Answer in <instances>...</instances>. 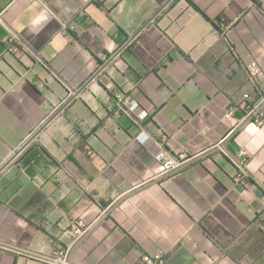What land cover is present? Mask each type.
<instances>
[{
  "label": "crops",
  "instance_id": "1",
  "mask_svg": "<svg viewBox=\"0 0 264 264\" xmlns=\"http://www.w3.org/2000/svg\"><path fill=\"white\" fill-rule=\"evenodd\" d=\"M253 62L264 0H0V264H264V107L223 119Z\"/></svg>",
  "mask_w": 264,
  "mask_h": 264
},
{
  "label": "built area",
  "instance_id": "2",
  "mask_svg": "<svg viewBox=\"0 0 264 264\" xmlns=\"http://www.w3.org/2000/svg\"><path fill=\"white\" fill-rule=\"evenodd\" d=\"M248 74L251 78L258 81L259 94L261 97L257 101L248 95L244 94L242 96V101L234 106H228L223 114V119L225 121H232L236 127L240 126L242 122L248 121L250 123L259 124L263 117V107H264V72L259 68L257 63H251L247 68ZM113 84L110 83L106 87L108 90H112ZM113 97V96H112ZM113 101L117 107V114H122L133 120L140 128L138 135L135 140L141 144H144L150 137L141 127V124L148 117L146 111H141L137 115L132 114L131 110L137 107V101L133 100L128 96H114ZM239 114L238 118L236 115ZM144 136V138H142ZM153 160L157 165L155 174L152 179H157L161 176L174 173L177 171L183 163L182 158H176L168 155L165 152H159L154 155ZM247 163V152L242 151L239 155V165L241 167L245 166ZM87 226L84 222L78 221L74 223L71 228V234L75 238L82 237L86 232ZM163 251H158L152 258L148 259V264H165L166 258ZM51 264H73L68 258V249H58L52 253L49 258Z\"/></svg>",
  "mask_w": 264,
  "mask_h": 264
},
{
  "label": "trees",
  "instance_id": "3",
  "mask_svg": "<svg viewBox=\"0 0 264 264\" xmlns=\"http://www.w3.org/2000/svg\"><path fill=\"white\" fill-rule=\"evenodd\" d=\"M197 11H199V10L197 9ZM199 13H201V14L203 15L202 12L199 11ZM217 30H218V29H217ZM245 72H246L248 78H249V79H250V80L256 85V87H255V88H256L255 95H254L253 97H252L251 95H250V96L254 99V101H257L258 98L261 97L260 94H259V85L256 84L257 82L255 83V81H256L255 79H253V78L250 77V75L248 74V71H247L246 68H245ZM248 95H249V94H248ZM234 105H236V103H231V104H229L228 106H234Z\"/></svg>",
  "mask_w": 264,
  "mask_h": 264
},
{
  "label": "water",
  "instance_id": "4",
  "mask_svg": "<svg viewBox=\"0 0 264 264\" xmlns=\"http://www.w3.org/2000/svg\"><path fill=\"white\" fill-rule=\"evenodd\" d=\"M37 134H35V135H33V137L30 139V141L31 140H33L34 138H35V136H36ZM29 142V141H28ZM20 152V151H19ZM17 154V153H16ZM2 169H0V171H1Z\"/></svg>",
  "mask_w": 264,
  "mask_h": 264
}]
</instances>
